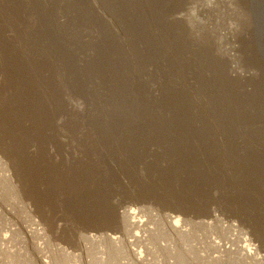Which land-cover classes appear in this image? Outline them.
I'll return each instance as SVG.
<instances>
[{"label": "bare ground", "instance_id": "bare-ground-1", "mask_svg": "<svg viewBox=\"0 0 264 264\" xmlns=\"http://www.w3.org/2000/svg\"><path fill=\"white\" fill-rule=\"evenodd\" d=\"M64 1L56 8L57 0H0V134L28 190L40 200H52L61 186L73 184V176L61 178L63 172L107 170L101 158L109 148L127 153L124 167L134 169L143 146L155 140L174 158L164 168L168 183L181 189L205 187L215 182L206 168L228 158L246 181L241 183L244 192L249 190L235 202L263 205L254 190L264 199V146L238 152L237 144L243 124L260 120L264 111V48H254L256 38L264 39V0L240 1L250 10L249 45L263 65L253 95H236L225 83L211 46L194 51L195 59L187 58L190 43L162 24L169 0H95L103 13L85 0ZM63 9L75 14L66 25L54 13ZM25 11L31 37L25 36L33 44L26 51L20 30ZM79 28L91 31V42L78 37ZM165 57L168 69L161 79L166 86L167 79L168 90L154 96L135 71ZM192 66L199 70L198 76L192 74L195 90L188 83ZM200 90L208 96V107L192 97ZM77 125L90 141L94 162L63 165L42 156L44 146L52 147L61 133ZM219 128L226 132L222 147L215 143ZM252 132L257 137L263 133ZM157 188L168 189L162 178L149 187ZM96 196L88 200L95 209ZM129 216L135 219L134 212Z\"/></svg>", "mask_w": 264, "mask_h": 264}, {"label": "rangeland", "instance_id": "rangeland-1", "mask_svg": "<svg viewBox=\"0 0 264 264\" xmlns=\"http://www.w3.org/2000/svg\"><path fill=\"white\" fill-rule=\"evenodd\" d=\"M240 1L169 0L162 24L170 34L182 35L190 43L186 46L187 58L195 59L194 51L206 44L211 46L225 83L236 95H253L262 79L263 65L249 45L250 10ZM60 2L57 0L56 8ZM85 2L103 13L95 0ZM54 11L65 25L75 16L64 9L61 13ZM26 15L21 13L24 22L20 28L25 51L33 45L27 39L31 33ZM104 18L111 24L110 17ZM76 33L91 42V31L79 28ZM254 42L257 52L262 51L264 39ZM167 65L165 57L135 71L154 96L168 90L167 79V86L161 79L163 73L167 74ZM188 73L186 70L185 75ZM195 73L198 76L197 67L191 68L188 76L194 90ZM196 96H192L196 103L208 107L205 93L200 90ZM260 117L239 129L244 134L238 136V152L263 148L264 111ZM219 129L214 132L215 143L222 147L226 132ZM257 130L263 131L259 137L252 132ZM82 131L77 125L69 133H61L52 147L44 146L42 156L63 165L94 162L90 141ZM158 143L154 140L143 146L134 169L124 167L127 153L109 148L101 158L107 170L100 169L93 175L80 170L63 172L61 178L73 176V184L61 186L52 200H40L20 179L0 134V264H264V199L254 190L263 205L250 208L235 202L237 195L249 194L241 186L246 181L237 176L235 161L227 158L215 167L209 165L206 169L214 176L212 184L181 189L164 178V168L174 158ZM30 146L33 149V143ZM258 153L262 154H254ZM159 178L168 189H149ZM92 194L99 198L97 209L88 204ZM130 211L135 221L130 219Z\"/></svg>", "mask_w": 264, "mask_h": 264}]
</instances>
